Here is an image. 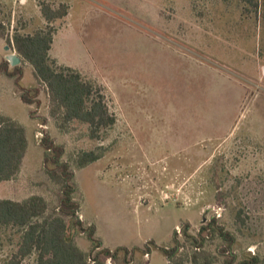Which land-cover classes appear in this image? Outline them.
<instances>
[{
    "label": "rangeland",
    "instance_id": "obj_1",
    "mask_svg": "<svg viewBox=\"0 0 264 264\" xmlns=\"http://www.w3.org/2000/svg\"><path fill=\"white\" fill-rule=\"evenodd\" d=\"M41 2L68 5L52 24L51 60L100 87L116 122L97 138L77 121L61 128L32 67L9 64L21 72L0 71V114L24 128L27 149L17 175L0 182V199L39 195L49 210L58 205L59 188L43 171L47 135L74 173L85 230L68 220V233L89 260L123 247L150 249L133 252L131 264H168L153 244L171 246L177 231L176 257L190 264L195 245L183 225L197 237L215 218L234 241L228 248L216 233L204 234L203 259L264 264V2L256 15L241 0H0V64L17 55L6 41L15 29L46 27ZM29 88L39 91L31 106L19 97ZM90 151L100 158L79 168L77 158ZM19 240L16 228L0 227V264ZM35 262L33 254L22 264Z\"/></svg>",
    "mask_w": 264,
    "mask_h": 264
},
{
    "label": "trees",
    "instance_id": "obj_2",
    "mask_svg": "<svg viewBox=\"0 0 264 264\" xmlns=\"http://www.w3.org/2000/svg\"><path fill=\"white\" fill-rule=\"evenodd\" d=\"M226 1V0H224ZM246 12L253 11L256 15L261 10L264 0H241ZM40 12L47 25L32 34H23L14 30L11 38H6L7 45L14 49L22 61L28 63L38 83L45 87L49 100V113L59 126L70 122H80L89 126L91 138H97L101 130L113 126L116 117L110 113L100 87L85 80L75 69L68 66H57L51 60L50 50L53 43L55 28L53 22L68 14V5L60 4L57 8L46 2L40 3ZM0 37H5V28L0 21ZM7 60L0 64V71L6 76L13 77L19 74L20 68L15 66L13 71L8 70ZM38 88L23 89L20 100L31 106L37 104ZM32 115V112H30ZM43 149V171L60 191L59 202L49 210L47 201L39 195H32L23 201L0 199V227L16 228L20 240L5 264H22L30 255H35V264H107L108 258L113 264H131L133 252L142 255L150 253V249H127L118 247L114 250L103 248L96 256L89 260L87 253L81 250L68 233L67 221H71L77 231L84 232L83 222L79 217L80 205L74 199L76 188L73 183L74 173L67 161L63 160L64 148L56 144L49 136L41 139ZM27 149V139L24 128L10 117L0 114V182L13 179L20 171ZM100 155L95 152H84L76 160L79 168L97 161ZM189 225L184 224L182 235L194 244V252L189 260L190 264H210L200 248L204 234L216 233L230 248L234 241L232 235L217 226L216 219L211 218L202 224L197 237L188 233ZM175 231L172 236V245L159 247L167 258L168 264H182L179 256L180 241ZM87 238L93 243V248L100 247V242L94 239V227L88 229ZM202 259V260H201ZM203 261V262H202ZM254 257L245 264H255ZM142 264V263H137Z\"/></svg>",
    "mask_w": 264,
    "mask_h": 264
},
{
    "label": "water",
    "instance_id": "obj_3",
    "mask_svg": "<svg viewBox=\"0 0 264 264\" xmlns=\"http://www.w3.org/2000/svg\"><path fill=\"white\" fill-rule=\"evenodd\" d=\"M6 60H7L11 65H16L17 63L20 62L21 59H20L17 55L12 54V55H8V56L6 57Z\"/></svg>",
    "mask_w": 264,
    "mask_h": 264
}]
</instances>
